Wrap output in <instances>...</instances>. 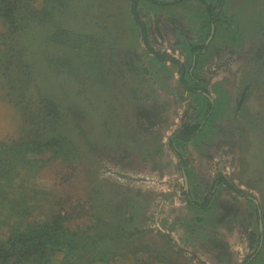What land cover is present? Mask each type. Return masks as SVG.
<instances>
[{
	"label": "rangeland",
	"instance_id": "rangeland-1",
	"mask_svg": "<svg viewBox=\"0 0 264 264\" xmlns=\"http://www.w3.org/2000/svg\"><path fill=\"white\" fill-rule=\"evenodd\" d=\"M133 2L0 0V148L39 145L0 161L1 193L26 222L109 223L85 264H264V0ZM185 123L202 130L177 139ZM19 226L0 223V264Z\"/></svg>",
	"mask_w": 264,
	"mask_h": 264
},
{
	"label": "trees",
	"instance_id": "trees-1",
	"mask_svg": "<svg viewBox=\"0 0 264 264\" xmlns=\"http://www.w3.org/2000/svg\"><path fill=\"white\" fill-rule=\"evenodd\" d=\"M17 1L22 2L23 0H17ZM13 2H15V0H3V7L7 8L5 10L10 11L12 13V16L15 18ZM138 3H139L138 0H134L133 6L136 7ZM208 10L211 11L213 18L218 17L219 11L213 10L212 5H208ZM27 12H28V9H27ZM28 16L29 15L26 13L24 14L20 13L19 15H17L18 20L19 18L23 19V22L21 25H25L27 20L36 19L32 16L31 18ZM135 18L137 22L142 26L144 36L145 38H147L148 31L146 29L145 21H143L140 18L139 14H136ZM13 24H16L15 21L13 22ZM68 32H69L68 29H63L62 31L57 32L54 35L50 36L49 41L56 35V40L59 39L60 42L66 41L68 43L70 42V41H67L68 39H72V40L74 39V37H71V35L73 34L71 32L69 33ZM78 37H81L85 42L89 44L91 43V45L96 44L97 46L99 43L98 41L99 39H97L95 35H91L89 33H84V34L81 33ZM83 40H81V42H83ZM79 45L83 46L82 44H79ZM11 49L8 51V55H10V58H11ZM198 49H199L198 46L193 45L192 50L194 54H198V52H200V50ZM158 55L159 57L164 58V59L168 58L164 54L159 53ZM170 60L174 61V59H171V58ZM18 101L20 100L18 99ZM200 127H201L200 124L185 123L175 134V137L177 139H182V140L192 139L198 133H200V131L202 130ZM22 144H23V141H12L10 143L8 142L7 144L3 145L0 148V161H2V163H4L3 160L10 162L12 159H6L5 156L9 154L18 153V152H21L22 156L26 157V155H31V153H33L34 150L39 148L38 143L35 144L34 142L28 143L26 146L25 145L22 146ZM19 146H22L20 147L21 149H18L17 151H15ZM177 155H178V151H177ZM23 164L26 165L27 163H23ZM4 170L6 171L5 173L10 174L9 169L7 170L4 169ZM0 176H1V173H0ZM11 178L13 180V177ZM6 181H9L8 175H5L0 178V211H1L0 223L2 225L8 226L9 228H11L10 227L11 224H13V226L18 225V224L20 225L18 228L14 227L15 229L13 230V233H11L10 236H7L5 238L6 247L4 248L3 251L7 250L8 264H50V262L56 258L55 256L57 254L56 251H58V248L56 247L58 243L54 241V237L57 235L59 230L61 232L60 235H63L65 237L67 236L68 238L64 239L63 241L66 246V247L64 246L63 248V252H65V254L63 255L64 260H62V262L60 263L58 262V264H85L86 263V261L84 260L85 256L82 255V253L83 251L86 252L91 246H93V243L97 244L98 238L97 237L92 238L91 236L84 237L82 235L84 232L89 233V231H94L92 229L100 228V230L104 232V234L106 235V236H102V235L99 236L101 239V242L102 243L107 242V229L106 228L109 225V223H106L105 221L101 220V218L98 216H97L96 223H94V225H90V226L88 225V227L85 225V223H78L77 225L68 224L64 221L62 216L61 218H59L61 221L58 219L57 221L55 219L54 222H51V219L50 220L47 219L43 222L36 221V220L26 222L25 217L29 213L28 209L26 211V208H24V206L19 207V201H16L15 199L13 200L10 199L7 202L6 201L7 198L5 197V195H2L1 193L2 192L1 189ZM217 181L233 183L231 178L227 176L225 173H220L218 175ZM233 186H235V184ZM234 188L240 194H244L245 192L242 188L238 186H235ZM27 191H28L27 188H23V190L21 191L22 192L21 194H24ZM10 202H14L11 205V207H9ZM210 202H211V198L208 196L202 205H199L198 203H195V204L192 203V204L195 205L197 208L207 209L209 208ZM10 209L13 211V215H11ZM23 217L24 219H22ZM102 228H105V229H102ZM79 234H81L82 236H80ZM162 235H165V234H162ZM87 239L90 241H88ZM113 240H117V239H113ZM113 245L115 244H112V247ZM67 247L71 249L79 248V250L77 249L76 251H74V253H71V251ZM76 257L81 258V259L77 260ZM155 258H159V257L156 256ZM0 259L2 260V257H0ZM94 259H95V256L91 258V260H94ZM146 259L147 258H145V256L143 257L141 256L136 260V264L137 263L138 264H146V263L149 264V261L142 262L143 260H146Z\"/></svg>",
	"mask_w": 264,
	"mask_h": 264
}]
</instances>
